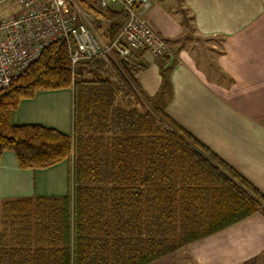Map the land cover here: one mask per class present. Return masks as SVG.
Returning <instances> with one entry per match:
<instances>
[{"label": "trees", "instance_id": "1", "mask_svg": "<svg viewBox=\"0 0 264 264\" xmlns=\"http://www.w3.org/2000/svg\"><path fill=\"white\" fill-rule=\"evenodd\" d=\"M103 16L113 39L125 15L109 9ZM137 72L119 56L109 63L95 57L74 78L61 39L0 89V159L12 151L23 169L71 164L67 195L0 203V264H150L264 216V193L165 110L150 107ZM65 88L73 89L72 133L12 123L21 100ZM262 258L264 251L241 264Z\"/></svg>", "mask_w": 264, "mask_h": 264}, {"label": "crops", "instance_id": "2", "mask_svg": "<svg viewBox=\"0 0 264 264\" xmlns=\"http://www.w3.org/2000/svg\"><path fill=\"white\" fill-rule=\"evenodd\" d=\"M178 4L188 20L176 13ZM144 16L183 58L178 62V57L138 51L144 65L138 80L150 107L165 110L264 193V0H152ZM190 26L215 45L220 40L221 51L214 58L209 54L216 68L200 69L193 52L182 51ZM11 121L72 133L73 89L39 91L21 100ZM70 170L68 161L23 169L16 154L7 151L0 159V203L65 196ZM263 251L264 216L255 214L150 264H241Z\"/></svg>", "mask_w": 264, "mask_h": 264}, {"label": "built area", "instance_id": "3", "mask_svg": "<svg viewBox=\"0 0 264 264\" xmlns=\"http://www.w3.org/2000/svg\"><path fill=\"white\" fill-rule=\"evenodd\" d=\"M151 4L152 0H96L91 9L74 0H0V89L9 87L50 44L61 39L68 44L74 78L79 77L76 71L81 62L95 57L109 63L119 56L137 67L136 77L144 70L136 55L140 50L153 57L177 58L144 16ZM112 6L119 7L125 20L118 35L110 39L99 33L98 23L104 22L108 29L112 21L103 12ZM88 76L81 73L82 78Z\"/></svg>", "mask_w": 264, "mask_h": 264}, {"label": "rangeland", "instance_id": "4", "mask_svg": "<svg viewBox=\"0 0 264 264\" xmlns=\"http://www.w3.org/2000/svg\"><path fill=\"white\" fill-rule=\"evenodd\" d=\"M80 7L83 6V3L81 2V0H74ZM86 5V4H85ZM87 6V5H86ZM110 9L117 11V9H119V7L117 6H112ZM176 13L178 14V16L181 18H184L186 20H188L189 16L186 13L184 7L180 4H178V7L176 6ZM189 22V21H188ZM98 25L102 26V29H100V34L101 35H107V30L105 27V23L104 22H99ZM190 29L192 31H190L189 33V41H187L186 45L183 46V50H189L191 52H193V59L195 61V64L198 68H202L205 69L206 66H212L215 67V64L213 63V59L209 56L212 55V57H215V53L221 51V46L220 44V40L217 41L218 45H215V40L214 41H210L208 38H203L201 36H199L194 28H192V26H190ZM218 40V39H217ZM215 42V43H214ZM181 52V51H180ZM185 52V51H184ZM178 62L179 61H183V58L181 57L180 54H178ZM212 69V68H211ZM209 71V70H208ZM87 77V76H85ZM89 77V76H88ZM254 264H264V258L260 259L259 261H257Z\"/></svg>", "mask_w": 264, "mask_h": 264}]
</instances>
